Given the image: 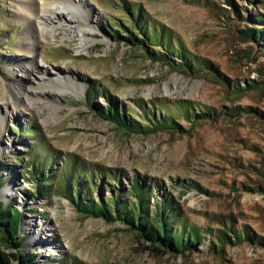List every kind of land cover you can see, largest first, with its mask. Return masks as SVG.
<instances>
[{"label": "rangeland", "instance_id": "1", "mask_svg": "<svg viewBox=\"0 0 264 264\" xmlns=\"http://www.w3.org/2000/svg\"><path fill=\"white\" fill-rule=\"evenodd\" d=\"M236 1L243 19H236L223 0H82L91 14L86 23L79 18L77 24L94 30L87 32L85 47L76 53L80 33L62 42L46 35L38 44L31 21L16 17V0H0V86L4 83L14 93L20 80L25 92L12 101L4 96L0 102V191L13 183L25 205L14 194L0 202L20 213V251L34 257L31 264H264V51L260 54L258 46L250 49L251 44L238 34L252 27L250 18L264 17V0L252 5ZM57 7L64 11L63 5ZM125 7L140 9L155 27L168 30L174 46L179 41L187 53L205 59L243 91L234 95L210 74L190 76L168 62L149 58L145 48L157 54L158 47H133L113 37L110 23L129 27ZM73 13L77 19V12ZM60 29L56 27V34ZM119 34L127 36L123 31ZM36 50L38 62L48 70L44 74L24 68L29 63L24 51ZM58 72L81 85L76 86L77 93L54 81ZM39 73L45 81L38 80ZM91 86L113 97L119 109L125 115L130 111L136 120L138 104L149 108L158 100L174 112L175 102L181 100L191 102L196 113L207 108L221 115L195 125L186 135L126 134L88 106ZM54 92L60 94L52 96ZM38 94L48 102L41 114L26 106L29 100L40 104ZM94 102L107 105L102 97ZM235 108L239 112L234 115ZM179 123L190 127L182 118ZM45 162L52 166L45 169ZM72 162L87 170L79 172L77 182L96 201L99 194L104 200L112 195L99 170L120 171L122 189L127 190L136 178L151 189L147 208L151 216L158 209L156 202H169L188 225L200 230L203 240L191 251L169 255L135 239L119 222L82 217L61 194L59 172ZM34 164L51 176L45 196L35 200L30 195ZM88 176L100 190L92 189ZM228 218L235 230L248 234L253 242L223 247L217 243L213 251V237L206 229L225 231L221 220L228 223ZM31 222L43 227L39 235L29 233ZM35 239L40 245H30Z\"/></svg>", "mask_w": 264, "mask_h": 264}, {"label": "trees", "instance_id": "2", "mask_svg": "<svg viewBox=\"0 0 264 264\" xmlns=\"http://www.w3.org/2000/svg\"><path fill=\"white\" fill-rule=\"evenodd\" d=\"M223 1L231 9L230 12L236 19H243L236 0ZM241 1L250 5L261 2V0ZM123 10L127 12L129 27L126 28L121 23H110L109 27L113 37L119 38L133 47L144 46L145 48L147 44L158 47L161 51L157 52V54L151 48H145L149 58L168 62L173 67L180 69L182 73L190 76L210 74L226 84L234 95H238L243 91L238 84L230 85L229 81L221 77L216 72L215 67L205 59L187 53L179 41L174 46L172 36L168 30L163 26L155 27L154 23L140 9L130 10V8L125 7ZM249 21L252 23V27L238 30L239 38L245 43H250V49L258 46L261 54L264 51V17L257 15L255 19L250 18ZM121 31L127 36L122 37V34H119ZM96 97L104 98L107 105L102 107L95 104ZM86 99L88 106L96 114L126 134L153 135L166 131L186 135L195 125L205 121H215L221 115L216 110L207 108L196 113L191 102L181 100L175 102L177 110L174 112L169 106L166 107L162 101L158 100L157 103L152 101L149 108H146L142 102L138 104L137 107L140 109V114L138 115L139 120H136L130 111L125 115L123 109H119L117 106L115 99L108 94H104L99 87L91 86L87 92ZM238 109L232 110L234 115L238 114ZM244 110L254 113L252 108H245ZM181 111L182 113H180ZM233 114L228 113L230 116H233ZM255 114L260 116L258 113ZM180 118L190 123V127L184 128L181 126L179 123ZM24 132L28 133L27 130ZM44 164L45 169L52 166L51 162H45ZM34 166L33 170H31L35 178V181H33L34 190L30 195L35 200L45 196L47 189L45 185L49 184L51 176L46 174L44 168L41 169L39 165L34 164ZM1 169L2 166L0 165ZM99 171L108 181V184H105V188L112 190L110 200L102 199L100 194L97 201L91 198L88 190L83 189L84 186L77 182L79 181V172L86 173L87 170L83 171L81 167L73 162L67 163L59 172L63 182L61 183V194L79 215L101 219L109 224L119 222L128 232L135 236V239L149 243L151 246H155L158 251L161 250L169 255L191 251L201 243L203 237L200 234V230L194 225H188L186 219L169 202L165 201L161 204L156 202L155 205L158 209L154 216L148 213L147 208L153 194L151 189L140 180L137 178L132 180L129 188L125 190L121 186V178L124 175L120 171H111L106 168H102ZM87 183L90 186L94 185L92 189L100 190L94 184L91 176H88ZM2 186L3 181L0 180V189ZM124 194L127 195V198L121 199ZM19 217L20 213L15 207H5L4 203L0 202V248L2 249L0 250V264L32 263L34 257L29 254H23L20 251L23 238H19ZM221 223L225 231L206 229V233L213 237V240L210 241L213 251L216 249L215 245L217 243L223 247L227 243L237 245L244 240L253 242L251 236L242 234L232 227V218H228V223L224 219L221 220ZM60 264L68 263L61 262Z\"/></svg>", "mask_w": 264, "mask_h": 264}, {"label": "bare ground", "instance_id": "3", "mask_svg": "<svg viewBox=\"0 0 264 264\" xmlns=\"http://www.w3.org/2000/svg\"><path fill=\"white\" fill-rule=\"evenodd\" d=\"M81 1L82 0H16L15 15L17 18L21 19L22 21H25V22L31 21L32 29L34 28V33L36 34V38H35L34 42H36L38 44L40 43L41 40L47 39L46 35L49 36L51 39H56L58 42H62L64 38L67 40L69 38H72L76 32L80 33L81 37H82L81 41H80L81 43L75 49L76 53H79V52H81L80 48L85 47V44H86L85 42L87 41V39H86L87 38V32L94 30V28H90V29L85 28L84 25H83L84 28H82L81 30L77 29L79 27H83V26H79V24H77L79 21V18H81L82 21L84 23H86L88 21V17L91 14L88 8H84L82 6ZM57 5L58 6L63 5L64 11H62V7L58 8ZM74 11L77 12V15H78L77 19H76V16L75 17L72 16L74 14L73 13ZM62 22L66 23V25H67L66 29H64L61 26ZM56 27L59 29L61 28L60 29L61 33L57 32L58 34H56V31H58V30H56ZM24 54H25L26 58H27V56L29 58V63H27L24 66L25 70L30 71V72H34L35 70H38V71L43 70V74L45 72H48V70L45 69L43 66H41L40 63L38 62L37 57H39V54H38L37 50L36 51H24ZM56 71H59V69ZM58 73H60V72H58ZM43 74L41 73L40 74L41 76L38 77L39 81H45L46 80L42 76ZM59 75L60 76L58 78H55L54 81L60 85L64 84L66 89L71 90L74 93H77L76 92L77 87H79L81 85L77 84L74 81L72 84L70 79H69L70 81H68V80H66L64 75H62L61 73ZM19 81L20 80H18V82H16V86L13 87L12 92H14V93L8 92L6 85L4 83H2V85L0 86V102L5 100V99H3L4 96H8V99L11 101L14 99H18L20 96L21 97L24 96L25 92H23V89H21V87H19ZM67 81L69 83H67ZM17 87H19V88H17ZM32 92H35V91H32ZM59 94H60L59 92H54L53 94L51 93L52 96H57ZM30 98H31V96H30ZM35 98L39 101L40 104H36V103L32 104L31 103L32 101L29 100V98H28L29 102L27 101L28 103L26 104V106H28L30 109H32V111H35V113L41 114L44 111V109H42V108L45 107L46 104H48V102H45L44 100H46V97H41L40 94L35 96ZM41 98H42V100H41ZM54 108L57 109V107H54ZM0 117H3V116H0ZM43 118H45V116ZM2 121H3V118L0 119V123ZM0 128H2V125H0ZM0 137H1V132H0ZM19 192H18L17 188L15 187V185H13V183H9L6 187H4L0 191V198H2V197L6 198V200L8 201L11 199V195L14 194V195H17V197L21 199L22 204L25 205V200L20 197ZM31 223L33 224V226L28 225L29 230H32L29 233H33L35 231L39 235V232L43 230V227L35 225L34 224L35 222L34 223L31 222ZM33 241L34 240H32V242H30V245H37V246L40 245L39 240H36L34 242ZM41 244H44V243L41 242ZM44 247H46V249H47L48 246L45 245Z\"/></svg>", "mask_w": 264, "mask_h": 264}]
</instances>
